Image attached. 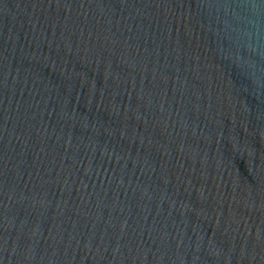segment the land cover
I'll return each mask as SVG.
<instances>
[{"label":"water","instance_id":"obj_1","mask_svg":"<svg viewBox=\"0 0 264 264\" xmlns=\"http://www.w3.org/2000/svg\"><path fill=\"white\" fill-rule=\"evenodd\" d=\"M0 264H264V0H0Z\"/></svg>","mask_w":264,"mask_h":264}]
</instances>
